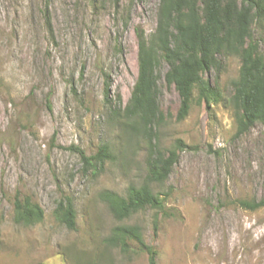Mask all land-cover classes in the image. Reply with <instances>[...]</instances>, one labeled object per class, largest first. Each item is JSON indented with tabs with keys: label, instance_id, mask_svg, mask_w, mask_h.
<instances>
[{
	"label": "rangeland",
	"instance_id": "rangeland-1",
	"mask_svg": "<svg viewBox=\"0 0 264 264\" xmlns=\"http://www.w3.org/2000/svg\"><path fill=\"white\" fill-rule=\"evenodd\" d=\"M158 4L0 0V264H147L144 252H123L105 242L116 220L100 195L124 194L129 184L143 182L151 145L165 151L177 139L184 145L175 164L153 186L162 209H146L130 220L142 225L156 263L264 264V206L249 210L236 202L264 197V126L256 122L236 136L228 105L238 58L229 56L220 70L206 73L212 82L216 78L220 99L207 108L194 94L181 120L178 95L163 77L168 66L160 61L163 117L149 141L112 116L136 79L135 28L145 36L153 32ZM44 6L53 41L45 31ZM252 33L264 54V26ZM101 145L110 150L101 164L87 163L77 152L90 156ZM15 192L41 206L40 222L13 220ZM65 196L75 210L74 229L53 214Z\"/></svg>",
	"mask_w": 264,
	"mask_h": 264
},
{
	"label": "trees",
	"instance_id": "trees-1",
	"mask_svg": "<svg viewBox=\"0 0 264 264\" xmlns=\"http://www.w3.org/2000/svg\"><path fill=\"white\" fill-rule=\"evenodd\" d=\"M45 31L54 40L50 13L42 10ZM156 27L149 36L136 27L137 75L130 96L122 108H114L112 116L134 136L150 140L153 127L162 119L158 105L159 88L156 68L164 61L168 68L164 73L167 86H173L179 106L176 119H183L194 99L210 103L220 99L217 81L212 82L206 73L220 70L223 59L234 56L239 60L237 76L230 81L228 105L235 118V135L245 133L256 122L264 126V54L254 38L252 30L258 24L264 26V0H159ZM71 90L75 89L71 85ZM104 88V97L106 99ZM116 101L121 104L120 97ZM107 103L108 100H106ZM177 139L172 147L161 150L156 144L150 147L146 176L139 184H129L124 194L104 190L100 198L116 220L105 242L123 252L142 251L147 264H157L155 248L143 238L142 225L130 222L132 217L146 209L158 211L163 207L160 192L154 185L161 184L177 160L176 150L183 147ZM87 163H103L109 157V147L101 145L95 154L85 156ZM240 206L254 210L264 206V197L237 199ZM43 209L27 195L15 192L13 220L24 225L38 223ZM53 214L68 229L75 228V210L70 197L60 199ZM156 225V214L153 216ZM133 242L135 246H132Z\"/></svg>",
	"mask_w": 264,
	"mask_h": 264
}]
</instances>
